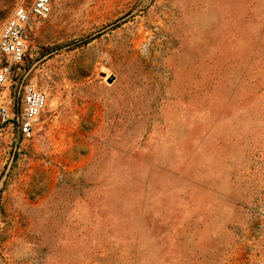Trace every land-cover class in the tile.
I'll return each instance as SVG.
<instances>
[{"label": "rangeland", "instance_id": "obj_1", "mask_svg": "<svg viewBox=\"0 0 264 264\" xmlns=\"http://www.w3.org/2000/svg\"><path fill=\"white\" fill-rule=\"evenodd\" d=\"M52 7L12 76L47 107L0 129V264H264V0Z\"/></svg>", "mask_w": 264, "mask_h": 264}, {"label": "built area", "instance_id": "obj_2", "mask_svg": "<svg viewBox=\"0 0 264 264\" xmlns=\"http://www.w3.org/2000/svg\"><path fill=\"white\" fill-rule=\"evenodd\" d=\"M52 4L53 0H33L29 5H18L0 32V129L13 121L26 139L33 136L47 107L48 95L27 80V73L18 80H12V76L16 67L25 64L27 29L32 18H47L53 10ZM14 84L18 86L13 90ZM6 88L11 89L9 98L2 96Z\"/></svg>", "mask_w": 264, "mask_h": 264}]
</instances>
